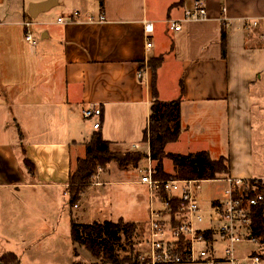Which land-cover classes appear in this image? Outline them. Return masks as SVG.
Returning a JSON list of instances; mask_svg holds the SVG:
<instances>
[{"label": "crops", "instance_id": "obj_1", "mask_svg": "<svg viewBox=\"0 0 264 264\" xmlns=\"http://www.w3.org/2000/svg\"><path fill=\"white\" fill-rule=\"evenodd\" d=\"M44 1L0 0V233L5 242L8 235L19 241L17 254L4 255L16 256L18 264H41L50 245L51 254L56 249L44 238L54 239L59 221L66 222L69 175L97 131L95 121L82 118L85 107L101 108L98 130L111 147L149 152L142 138L152 102L147 64L154 58H162L155 77L158 99L180 101V136L165 152L183 144L187 152L173 154L206 151L212 160H228L230 178L264 181V0H203L206 19L182 21L180 31H171L168 21L182 20L193 0H104L102 8L94 0L91 9L70 0L80 19L68 21L72 12L65 6L39 13L32 26L40 30L39 41L31 46L22 23L30 18L29 5ZM100 12L103 22L87 20ZM59 17L65 22L57 23ZM145 23L153 25L149 49ZM24 158L34 166L32 176ZM165 160L164 172L173 174ZM141 176L140 170L114 165L100 169L69 210V238L71 219H121L148 233L149 212L158 205H152ZM219 202L211 201L215 215L197 226L212 232L210 247L218 239L213 232Z\"/></svg>", "mask_w": 264, "mask_h": 264}, {"label": "trees", "instance_id": "obj_2", "mask_svg": "<svg viewBox=\"0 0 264 264\" xmlns=\"http://www.w3.org/2000/svg\"><path fill=\"white\" fill-rule=\"evenodd\" d=\"M99 8L103 7L104 0H96ZM222 55L225 56V32L221 33ZM162 62V58L150 60L147 66L151 70V95L152 102L149 108L147 126L143 131V142L148 144L149 157L155 163L153 178L156 180H199L212 181L221 177H229L230 165L227 159L219 158L212 160L209 153L199 151L187 154L166 153L165 146L178 140L181 132L180 127V101L179 99L162 102L158 99L155 77L156 71ZM142 68V65L140 66ZM183 85L180 82V93ZM145 157L139 152H115L111 144L103 140L101 133L97 130L85 143L84 157L76 161V167L70 173L66 193L68 195V206L70 209L79 201L80 196L92 183L97 174V169H103L110 163H114L119 170L129 167L135 168L138 162ZM170 160L174 167L173 174H167L163 169V161ZM23 166L32 176L34 174L33 164L26 158ZM256 187L257 194L263 196V200L251 209L250 231L253 238L264 246V181L249 180ZM248 197L253 196L248 192ZM207 240L212 239V232L203 233ZM136 236V225L118 220L93 222L81 224L71 219L70 240L74 247L75 258L79 257L78 248L85 250L91 257V264H144L140 262L137 255L132 257V241ZM186 244H181V249ZM118 250L128 253L120 258ZM180 255L184 253L179 252ZM2 264H18L17 257L8 254L0 257ZM73 264H82L74 262Z\"/></svg>", "mask_w": 264, "mask_h": 264}, {"label": "built area", "instance_id": "obj_3", "mask_svg": "<svg viewBox=\"0 0 264 264\" xmlns=\"http://www.w3.org/2000/svg\"><path fill=\"white\" fill-rule=\"evenodd\" d=\"M207 17V10L203 0H193L191 7L183 13L180 21L169 20L168 28L171 31H180L182 21H201ZM80 19V14L74 11L67 17L68 21ZM65 19L59 17L56 22L64 23ZM89 22H103V13L98 16H88ZM34 20L29 18L22 23L24 40L31 46L36 45V40L32 31ZM253 23L252 26H255ZM153 32L151 23L144 24V34L146 48H151L149 39ZM137 78H141V73H137ZM81 116L85 121H95L93 129H99V119L102 116L101 108L98 105H89L85 107ZM133 146V149H137ZM148 165L141 170L142 176L140 184L145 185L152 205H158V208L152 207L149 212L148 221V242L151 248V264H239L234 257V247L236 244L247 241L257 246L256 252L248 256L252 264H261L264 258V246L253 238L250 231L251 209L258 205L263 196L257 194L256 187L252 186L249 180L216 179L213 182L222 181L227 187L223 193V199L217 206V222L214 227V234L218 241L222 243L220 252L215 246H209L203 231L197 226L203 223L198 193L200 184L207 181L199 180H156L153 178L155 173L149 152L145 155ZM248 192L253 196L248 197ZM77 207V203L74 208ZM264 216V214H263ZM214 235V236H215ZM215 240V244H216ZM214 243V242H213ZM181 244H186L183 250ZM204 245L197 248V245ZM182 251L184 254L180 255ZM141 261L144 258L140 257Z\"/></svg>", "mask_w": 264, "mask_h": 264}, {"label": "rangeland", "instance_id": "obj_4", "mask_svg": "<svg viewBox=\"0 0 264 264\" xmlns=\"http://www.w3.org/2000/svg\"><path fill=\"white\" fill-rule=\"evenodd\" d=\"M82 2H85V4L87 5L88 9H91V7H93V5H95L94 0H81ZM65 3V4H64ZM63 6H65V9L70 10L69 12L73 13V6L74 3L70 2V0H59V4L57 7H55L52 11V13H55L57 11H59L60 9L63 8ZM72 8V9H71ZM51 13V14H52ZM71 13V14H72ZM66 14V13H64ZM47 20L49 21V17L47 18ZM39 21V20H37ZM33 33L35 36V39H37V41H39V36H40V30L39 29H35V27H33ZM12 121L10 122V124L12 125ZM113 151L115 152H123L124 150L122 149H118L115 147H111ZM184 148L183 144H177V145H172L169 147L168 152L169 153H173V152H180V153H186V151H182ZM84 155V154H83ZM216 153H213V158H215ZM108 165L111 166H115L116 165L114 163H110ZM107 165V166H108ZM148 165L147 160L145 159V157H142V159L138 162L137 166L135 168L133 167H129L126 170H142L144 169V167H146ZM150 165L152 167L155 166L154 162H151ZM107 166H105L102 170H105L107 168ZM165 167L167 169V171L172 172L173 171V164L170 160H165ZM100 169H97V171H99ZM116 172V170L114 171ZM118 173V172H117ZM139 173V172H138ZM220 179H226V177H221ZM227 185L226 183L219 181V182H213V181H207L204 183L200 184V188H199V193H198V201L201 205L202 208V216L203 219H205V222L203 224V226H205V223H207V221L210 219L211 215H215V212L212 211L211 208V201L213 200H222L223 199V193L224 190L226 189ZM143 200L142 197H140V208H139V217H144V215H147V210L145 209V205L143 204L144 202L141 201ZM65 209V213H66V222H65V218L61 219V221H59L55 232V236L54 239H52L50 235H47L44 239L46 240V243H54V246L56 247V249L52 252V254L50 253V251L53 250L52 245H50V250L48 251L49 254H45V256L41 255V260L43 263L41 264H73L74 262H81L82 264H91V257L89 256V254L81 249L78 248V254L79 257L75 258L74 254H73V245L70 241L69 238V210H71L68 206V204L66 205V207H64ZM71 213V211H70ZM72 218H76V215L73 214ZM92 217H90V219H86L88 221H91L93 219H91ZM96 218V217H95ZM149 218V215H148ZM217 217H214L213 222L216 221ZM75 220V219H74ZM204 221V220H203ZM1 234L0 233V257H2L4 255V253L10 252V253H14L17 254V252H19V244H18V240L16 239H12L11 235H8V237L10 238L8 241L9 242H5L4 240H1ZM16 241V242H15ZM18 241V242H17ZM133 245H132V257L136 256L138 257L140 262H144V264H151L150 262V254H151V248H150V244L148 242V233H147V228L145 227H136V236L134 237L133 241H132ZM222 243L218 241L216 242V249L218 250V252H220V250L222 249ZM198 247H202V245H198ZM257 250V246L253 243L244 241L241 243H238L235 245L234 247V257L235 259L238 261L239 264H252L249 260H248V256H250L252 253L256 252ZM58 253V254H57ZM264 254V252H263ZM128 255V253H124L120 250H118V256L120 258H122L123 256ZM141 258H144V261L140 260ZM24 264H26L25 260H24ZM261 264H264V258L261 261Z\"/></svg>", "mask_w": 264, "mask_h": 264}, {"label": "water", "instance_id": "obj_5", "mask_svg": "<svg viewBox=\"0 0 264 264\" xmlns=\"http://www.w3.org/2000/svg\"><path fill=\"white\" fill-rule=\"evenodd\" d=\"M58 5V0H47L38 4H31L28 8V13L31 19H35L39 13L46 12ZM0 264H2L0 262Z\"/></svg>", "mask_w": 264, "mask_h": 264}]
</instances>
